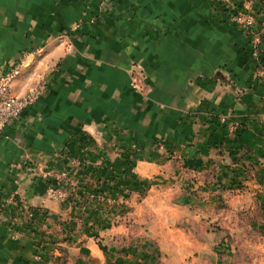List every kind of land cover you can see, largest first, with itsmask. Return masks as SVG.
<instances>
[{
	"label": "crops",
	"instance_id": "0c3cea01",
	"mask_svg": "<svg viewBox=\"0 0 264 264\" xmlns=\"http://www.w3.org/2000/svg\"><path fill=\"white\" fill-rule=\"evenodd\" d=\"M225 20L215 13L214 0H0V74L23 62L14 93L42 91L0 136V203L15 196L0 216V264L62 263L42 255L38 237L14 233L9 225L16 232L27 230L20 207L36 208L54 221L36 214L32 230H55L64 213L49 190L78 149L95 145L89 155L98 165L107 151L136 144L138 172L152 178L170 165L159 166L167 163L157 149L160 143L189 164L219 142L232 148L253 141L259 134L254 116L264 135V88L249 90L238 101L217 78L232 60L227 40L245 36ZM135 66L147 77L146 95L131 88ZM227 70L245 85L240 68ZM220 111L251 127L244 141L221 124ZM158 190L139 203L136 214L155 210Z\"/></svg>",
	"mask_w": 264,
	"mask_h": 264
},
{
	"label": "rangeland",
	"instance_id": "374dc122",
	"mask_svg": "<svg viewBox=\"0 0 264 264\" xmlns=\"http://www.w3.org/2000/svg\"><path fill=\"white\" fill-rule=\"evenodd\" d=\"M214 9L245 35L227 40L232 60L217 74L222 90L240 101L245 92L264 88L261 38L246 36L256 20L264 34V0H214ZM231 65L241 69L245 85L234 82L227 70ZM220 112L221 124L244 141L251 127ZM252 121L259 133L253 141L232 148L219 142L194 163H184L173 147L158 144L167 162L159 166L170 164L154 176L158 178H141L136 144L107 151L98 165L89 155L95 154V145L90 151L78 149L54 186L66 194L57 199L64 214L53 225L55 230H32L34 219L29 216L27 230L9 229L38 237L42 255L59 258L61 264H264V135L258 129L262 121L256 116ZM157 190L161 198L153 201L155 210L136 214L139 203ZM71 207L76 209L65 211ZM30 210L54 221L47 212Z\"/></svg>",
	"mask_w": 264,
	"mask_h": 264
},
{
	"label": "built area",
	"instance_id": "2783aa9c",
	"mask_svg": "<svg viewBox=\"0 0 264 264\" xmlns=\"http://www.w3.org/2000/svg\"><path fill=\"white\" fill-rule=\"evenodd\" d=\"M107 3L115 2L116 0H103ZM79 26H75L74 30L78 29ZM23 62L14 64L9 68L5 69L0 74V136H2L8 127L12 126L18 121L26 111L33 106L37 100L41 97V90H32L23 96H18L13 91L14 81L21 75ZM131 88L134 92L146 95L149 92L150 86L147 82V77L144 71L139 67H133L131 70ZM61 180V176L57 178ZM51 197L56 199H63L66 197L65 193L52 188L49 190ZM15 202V196H11L7 201L0 203V216L6 210L9 204ZM8 204V206H6ZM20 213L26 218L33 219L34 213L30 209H23L20 207ZM18 235V234H15ZM15 237V236H14Z\"/></svg>",
	"mask_w": 264,
	"mask_h": 264
},
{
	"label": "trees",
	"instance_id": "16d2710c",
	"mask_svg": "<svg viewBox=\"0 0 264 264\" xmlns=\"http://www.w3.org/2000/svg\"><path fill=\"white\" fill-rule=\"evenodd\" d=\"M256 23H257V24L254 25L253 28L250 29L249 32H247V35H246V36H247L248 39H250L252 36H254V34L259 35L260 38H261V43H260L259 46H260L261 48H263V47H264V34L261 33V29H262V27H261V25H260V22L256 20ZM259 46L257 45L256 48L259 47Z\"/></svg>",
	"mask_w": 264,
	"mask_h": 264
}]
</instances>
